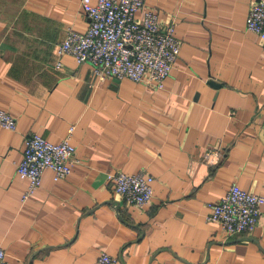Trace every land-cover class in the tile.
Wrapping results in <instances>:
<instances>
[{"label": "crops", "instance_id": "1", "mask_svg": "<svg viewBox=\"0 0 264 264\" xmlns=\"http://www.w3.org/2000/svg\"><path fill=\"white\" fill-rule=\"evenodd\" d=\"M97 0H93L96 2ZM256 0H145L176 23L179 57L162 89L99 81L90 63L59 54L85 31L82 0H0V247L5 264H264V205L254 231L229 235L207 219L233 183L264 195V45L247 29ZM142 16V11L139 12ZM75 125L77 162L46 169L26 200L17 172L25 138L59 142ZM150 174L139 207L111 173Z\"/></svg>", "mask_w": 264, "mask_h": 264}, {"label": "built area", "instance_id": "2", "mask_svg": "<svg viewBox=\"0 0 264 264\" xmlns=\"http://www.w3.org/2000/svg\"><path fill=\"white\" fill-rule=\"evenodd\" d=\"M81 5L89 26L85 31L69 27L59 54L72 55L78 63H90L99 81L128 78L152 89L165 87L181 50L176 23L163 25L157 11L146 7L145 0H82ZM247 29L257 34L264 45V0L252 3ZM0 126L14 131L17 120L0 109ZM74 130L75 125H71L67 136L56 143L36 132L26 136L24 155L17 167L19 176L28 181L22 201L41 186L46 169L54 172L55 180L71 175L77 162L76 147L71 141ZM109 177L115 191L128 203L144 207L152 201L153 175L118 171ZM262 205L264 195L233 183L224 197L209 204L207 219L219 223L229 235L250 233L258 224ZM98 260L100 264L119 262L107 252H102ZM5 263L6 253L0 247V264Z\"/></svg>", "mask_w": 264, "mask_h": 264}]
</instances>
